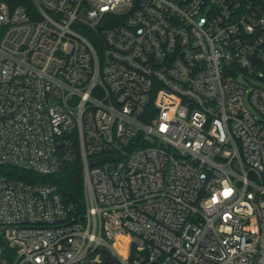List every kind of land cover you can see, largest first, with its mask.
Masks as SVG:
<instances>
[{
    "label": "built area",
    "instance_id": "obj_1",
    "mask_svg": "<svg viewBox=\"0 0 264 264\" xmlns=\"http://www.w3.org/2000/svg\"><path fill=\"white\" fill-rule=\"evenodd\" d=\"M29 3L0 0V264H264V0ZM76 157L82 210L3 172Z\"/></svg>",
    "mask_w": 264,
    "mask_h": 264
},
{
    "label": "trees",
    "instance_id": "obj_2",
    "mask_svg": "<svg viewBox=\"0 0 264 264\" xmlns=\"http://www.w3.org/2000/svg\"><path fill=\"white\" fill-rule=\"evenodd\" d=\"M11 6L23 4L29 6V0H5ZM3 172L27 182L51 183L58 187L64 197L78 210L83 209V172L81 160L76 157L65 163L60 170L49 175H39L17 168H4Z\"/></svg>",
    "mask_w": 264,
    "mask_h": 264
},
{
    "label": "water",
    "instance_id": "obj_3",
    "mask_svg": "<svg viewBox=\"0 0 264 264\" xmlns=\"http://www.w3.org/2000/svg\"><path fill=\"white\" fill-rule=\"evenodd\" d=\"M107 158H114L113 156H105V157H100L98 159H95V160H91L90 161V164H96V163H99L100 161L104 160V159H107ZM2 241L0 240V245H2ZM102 254L105 258V260L110 263V264H114L112 258L109 256V254L107 253V251L105 250H102Z\"/></svg>",
    "mask_w": 264,
    "mask_h": 264
}]
</instances>
